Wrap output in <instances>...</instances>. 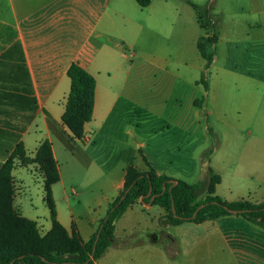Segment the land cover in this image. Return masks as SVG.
<instances>
[{"label": "rangeland", "instance_id": "obj_1", "mask_svg": "<svg viewBox=\"0 0 264 264\" xmlns=\"http://www.w3.org/2000/svg\"><path fill=\"white\" fill-rule=\"evenodd\" d=\"M191 1L209 9L218 34L208 68L196 49V40L205 31L187 0H151L145 7L122 0L130 19L127 27L114 33L123 37L124 53L114 55L107 88L123 94L103 133L114 156L138 155L134 148L138 142L140 155L157 158L177 179L198 184L197 201L206 196L208 168L222 177L215 192L220 197L264 199V23L255 25L264 0ZM202 74L208 90L199 82ZM76 146L85 148L80 142ZM7 149L0 148V159ZM12 177L19 207L14 209L34 220L43 233L50 219L43 201L42 171L36 163L16 161ZM71 200L77 198L71 194ZM157 210L162 211L154 205L150 215H157ZM82 213L81 222L86 223L89 216ZM143 220L124 217L120 225L126 233L118 232L123 244L110 247L96 264H123L128 255L134 257L131 264H140L136 241L153 228L160 232L156 246L162 251L166 237L174 235L179 239L178 253H190L165 264L177 259L183 264H225L228 253L215 235L216 226L207 221L180 226L161 222L147 228ZM207 233L214 235L209 247L186 242Z\"/></svg>", "mask_w": 264, "mask_h": 264}, {"label": "crops", "instance_id": "obj_2", "mask_svg": "<svg viewBox=\"0 0 264 264\" xmlns=\"http://www.w3.org/2000/svg\"><path fill=\"white\" fill-rule=\"evenodd\" d=\"M121 2L0 0V148H8L0 161L5 160L18 142H22L26 154L33 157L40 143L48 140L59 171V181L51 188L56 218L67 231L73 225L84 241L97 231L108 205L122 191L128 164H133L140 171L147 169L146 164H149L158 174L177 179L157 158L153 160L148 154L140 155L141 143L134 146L138 155L133 152L129 156H114V148L103 133L123 94L107 88L112 79L110 68L114 55L118 57L124 53L123 37L114 33L127 27L130 19ZM257 14L261 23L255 25L261 27L264 9ZM72 63L81 66L95 79L93 112L91 119L84 124V142L74 138L61 121L70 88L66 71ZM79 142L85 148L77 147ZM220 183L222 177L216 186ZM71 194L77 198L76 202L71 200ZM239 199L254 203L264 200L250 196ZM153 206L142 203L140 198L131 204L115 221L114 238L106 250L123 244L118 232L121 229L123 232L119 233H126L120 223L127 215L142 216L143 226L147 228L161 225L165 211L159 206L162 211L157 210V215H150ZM13 207L19 208L15 205V194ZM82 212L89 216L86 223L81 222ZM206 221L216 226L215 235L228 253L225 264H264L263 229L237 215ZM206 221L195 224L202 225ZM208 223L205 227L209 226ZM147 230L145 238L136 241L140 247L137 253L140 264H165L178 256L175 248L179 243L177 236L168 235V244L162 251L160 246H156L162 239L160 232L155 228L154 232ZM210 236L214 235L207 233L186 242L193 244L198 241L209 247ZM189 254L183 251L179 255ZM199 255L195 254L196 257ZM128 256V262L123 264L132 263L134 257ZM96 263L94 261L93 264ZM171 264L183 263L177 259Z\"/></svg>", "mask_w": 264, "mask_h": 264}, {"label": "trees", "instance_id": "obj_3", "mask_svg": "<svg viewBox=\"0 0 264 264\" xmlns=\"http://www.w3.org/2000/svg\"><path fill=\"white\" fill-rule=\"evenodd\" d=\"M135 1L140 7L151 2ZM187 2L196 13L199 27L205 31L204 35L197 38L196 49L208 68L213 61L218 41L215 23L208 8L191 0ZM66 73L70 88L61 121L74 138L84 142V124L91 119L93 112L95 79L76 63L70 64ZM199 82L205 90L208 89L203 74ZM16 161L22 165L36 163L43 173V199L51 223L50 228L43 233L38 231L35 221L22 216L13 207L12 170ZM146 166L144 171L136 169L131 163L126 166L122 191L108 205L97 231L88 241H84L73 225L67 231L56 218L51 188L59 181V171L51 143L48 140L42 141L33 157L26 154L22 142L16 143L0 164V264H93L110 246L114 238L115 221L139 198L142 203H148L151 196H154L151 204L165 211L163 224L175 226L184 222L201 223L237 215L264 230V200L254 203L247 199H222L215 194V186L221 177L211 168H208L206 196L202 201H197L198 184L158 174L149 164ZM172 203L175 212L172 211ZM200 205L203 206L197 210Z\"/></svg>", "mask_w": 264, "mask_h": 264}, {"label": "water", "instance_id": "obj_4", "mask_svg": "<svg viewBox=\"0 0 264 264\" xmlns=\"http://www.w3.org/2000/svg\"><path fill=\"white\" fill-rule=\"evenodd\" d=\"M175 183V181L173 180V184ZM163 189H164V187H163ZM150 194V191H149V193L147 194V195H149ZM123 197H124V194L121 196V199L120 200H122L123 199ZM153 197L154 196H151V199H150V201L148 202V203H144V204H146V205H150L151 204V201H152V199H153ZM142 202V201H141ZM203 205H200L198 208H197V210L199 209V208H201ZM196 210V211H197ZM172 211L173 212H175V208H174V206H173V203H172ZM231 212H233V213H235V211L234 210H230ZM195 214V213H194ZM194 214H193V216H194ZM97 238H98V234H97V236H96V238H95V241H94V245H93V250H94V248H95V243H96V240H97Z\"/></svg>", "mask_w": 264, "mask_h": 264}, {"label": "built area", "instance_id": "obj_5", "mask_svg": "<svg viewBox=\"0 0 264 264\" xmlns=\"http://www.w3.org/2000/svg\"><path fill=\"white\" fill-rule=\"evenodd\" d=\"M84 141H85V138L83 137Z\"/></svg>", "mask_w": 264, "mask_h": 264}]
</instances>
